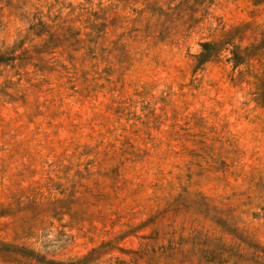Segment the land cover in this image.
I'll use <instances>...</instances> for the list:
<instances>
[{
	"label": "rangeland",
	"instance_id": "374dc122",
	"mask_svg": "<svg viewBox=\"0 0 264 264\" xmlns=\"http://www.w3.org/2000/svg\"><path fill=\"white\" fill-rule=\"evenodd\" d=\"M0 6V50L25 39L0 65V241L20 249L0 264H264L256 79L193 58L263 26L264 0ZM33 15L53 43L28 35Z\"/></svg>",
	"mask_w": 264,
	"mask_h": 264
},
{
	"label": "trees",
	"instance_id": "16d2710c",
	"mask_svg": "<svg viewBox=\"0 0 264 264\" xmlns=\"http://www.w3.org/2000/svg\"><path fill=\"white\" fill-rule=\"evenodd\" d=\"M85 1L90 3V0ZM2 9L3 7L0 6V16L2 15ZM23 17L26 19L25 16ZM48 18L50 17L48 16ZM51 21L53 23L49 24L42 17L33 15L27 28L28 35H32L33 38H47L48 43H53L56 38L58 24L55 22V19ZM104 26V23L100 24L99 27H102L100 30H104ZM249 29L252 32L251 36H247L246 34ZM250 37L253 38V42H250L248 45H243L244 40ZM24 40H19L11 48H6L3 51L0 50V65L14 66L16 60L19 62L23 61L19 54H17V51L22 49V47L24 48ZM199 46L200 51L193 55L195 68H199L208 62L218 61L222 56H226L225 61L232 66L233 71L237 72L236 77L232 78L233 82L241 83L246 77L253 76L256 79V92H254L255 97L253 100L257 104L264 105V25L252 26L251 24H244L228 32L223 40L200 41ZM254 62L259 64L260 71L253 74ZM241 67H244V69H241ZM19 250L13 243L0 241V257L15 260L13 256L20 254L17 253ZM30 252L33 251L30 250ZM215 256L217 257L206 258L205 260L207 262H214V260H217L219 263L223 262V259H221L223 253H218ZM42 262L44 264H63L53 260ZM68 264L78 263L73 262Z\"/></svg>",
	"mask_w": 264,
	"mask_h": 264
}]
</instances>
